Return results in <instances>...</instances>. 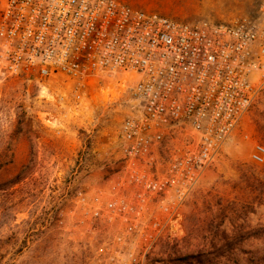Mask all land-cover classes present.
Returning a JSON list of instances; mask_svg holds the SVG:
<instances>
[{
	"label": "built area",
	"instance_id": "2783aa9c",
	"mask_svg": "<svg viewBox=\"0 0 264 264\" xmlns=\"http://www.w3.org/2000/svg\"><path fill=\"white\" fill-rule=\"evenodd\" d=\"M0 66L42 84L55 75L87 88L101 73H131L136 99L118 132L120 167L87 214L117 223L100 251L118 262L141 239L140 258L163 218L179 216L204 171L264 91V20L185 21L120 0H6L0 10ZM264 163V143L251 154Z\"/></svg>",
	"mask_w": 264,
	"mask_h": 264
},
{
	"label": "rangeland",
	"instance_id": "374dc122",
	"mask_svg": "<svg viewBox=\"0 0 264 264\" xmlns=\"http://www.w3.org/2000/svg\"><path fill=\"white\" fill-rule=\"evenodd\" d=\"M168 16L264 20V0H120ZM6 0H0V10ZM131 73H101L89 87L62 75L45 84L0 66V264H123L141 257V239L118 262L100 251L117 223L87 214L81 198L97 194L120 167L118 132L136 99ZM264 91L182 202L163 218L148 250L151 264H264Z\"/></svg>",
	"mask_w": 264,
	"mask_h": 264
}]
</instances>
